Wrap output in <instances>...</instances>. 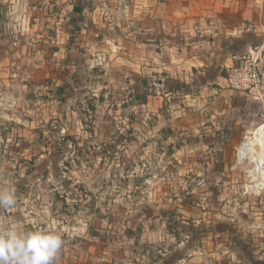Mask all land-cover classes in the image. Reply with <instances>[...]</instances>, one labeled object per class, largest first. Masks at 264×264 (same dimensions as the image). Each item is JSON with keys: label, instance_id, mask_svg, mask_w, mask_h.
<instances>
[{"label": "rangeland", "instance_id": "1", "mask_svg": "<svg viewBox=\"0 0 264 264\" xmlns=\"http://www.w3.org/2000/svg\"><path fill=\"white\" fill-rule=\"evenodd\" d=\"M110 4L94 0L79 27L63 30L70 43L63 61L59 54L47 65L45 48L37 47L29 64L38 89L3 95L21 96L25 110L1 108V133L34 135L37 148L17 156L31 141L12 140L1 152L0 187L14 189L16 204L0 208V226L59 233L53 264H264V163L258 176L256 164L239 154L264 116L226 120L236 123L229 137L205 122L193 133L213 136L204 147L191 142V128L173 133L172 111L142 108V84H157V49L149 57L141 43L125 41L142 39V15L124 1L115 12ZM27 63L14 66L17 85L28 84ZM64 85L51 98L50 89ZM30 103L36 121L25 108ZM203 111L210 122V108ZM261 136L264 158V130ZM260 152L254 147L253 157Z\"/></svg>", "mask_w": 264, "mask_h": 264}, {"label": "crops", "instance_id": "2", "mask_svg": "<svg viewBox=\"0 0 264 264\" xmlns=\"http://www.w3.org/2000/svg\"><path fill=\"white\" fill-rule=\"evenodd\" d=\"M93 1L0 0V95H2L0 126L3 124L1 108L25 110L21 107V96L18 99L4 101L3 95L12 97L17 91L19 94H26L32 87L38 89L37 85H34L37 72L29 64L37 47L45 48L47 65H51L55 56L59 54L62 61L64 55L68 58L69 36H64L63 30L68 31L73 25L79 27V18H84L86 10L92 6ZM109 1L111 12L117 11L124 1L127 10L133 12L135 8L142 15V22L137 25L141 26L143 31L142 39L137 41L133 35L125 39L126 44H131L132 47L141 43L147 48L149 57H152L151 49L153 47L157 49V53L154 52L158 56L156 66L151 70L154 76H158L157 84L155 83L157 86L154 83L148 86L142 84L140 90L142 108L148 111L153 109V112L159 113L172 111L176 119L171 124L173 133L191 128L190 132L193 135L194 132H200L199 128L206 124L205 122L216 128L218 131L216 133H219L220 128L224 129L236 124L234 122L225 124L226 120L264 116V80L257 91L250 93L234 92L228 88L226 82L227 71L236 63V57L249 50L259 53L261 65L264 67V0ZM151 19L155 21L154 26L151 24ZM129 24L130 28L134 27L133 22ZM43 29L45 36H39V31L43 32ZM151 30L154 34H151ZM33 37L40 38L41 43L45 45L36 43V40L33 42ZM31 44L35 45L33 49ZM17 61H28L26 81L29 87L28 84L22 86L16 84L17 70L14 66ZM42 64L44 66V63ZM46 70H48L47 66ZM65 73V77L68 78L69 72ZM3 77L4 80H1ZM170 84L184 88L180 89L179 93H175L174 89L169 88ZM151 86L157 87L153 89L155 95L149 93ZM61 87L59 86L55 92L50 89L51 98L54 93L57 96L64 93L59 92ZM157 94L160 96H156ZM157 98L159 101L150 103V99ZM200 100L204 102L200 104ZM30 105L32 103L25 108L27 107V111L31 113L29 118L33 117L36 121L38 114L36 111L32 112ZM43 108H48L47 98L45 104L41 106V109ZM204 108L206 111L210 108V122L203 118ZM184 135L181 134L179 137ZM34 137L31 134L3 135L0 127V158L1 152L6 153L9 148L6 142L12 140L20 142L29 139L30 144L17 149L16 154L30 155L31 151H36L37 148V145L32 143ZM211 137L207 139L201 134H196L193 135L191 142L195 146L204 147L206 142L208 145L213 139V136ZM174 138L178 143L179 139L188 141L187 138ZM169 140L172 141L171 144L174 143L172 138ZM171 144L168 146L169 149ZM14 145L20 144L14 143ZM19 167L24 166L19 165Z\"/></svg>", "mask_w": 264, "mask_h": 264}, {"label": "clouds", "instance_id": "3", "mask_svg": "<svg viewBox=\"0 0 264 264\" xmlns=\"http://www.w3.org/2000/svg\"><path fill=\"white\" fill-rule=\"evenodd\" d=\"M15 204L14 189L0 187V208ZM62 245V237L55 231L26 230L14 223L0 226V264H53Z\"/></svg>", "mask_w": 264, "mask_h": 264}, {"label": "built area", "instance_id": "4", "mask_svg": "<svg viewBox=\"0 0 264 264\" xmlns=\"http://www.w3.org/2000/svg\"><path fill=\"white\" fill-rule=\"evenodd\" d=\"M264 80V67L257 51L249 50L236 57V63L226 74L227 86L238 93L257 91Z\"/></svg>", "mask_w": 264, "mask_h": 264}, {"label": "bare ground", "instance_id": "5", "mask_svg": "<svg viewBox=\"0 0 264 264\" xmlns=\"http://www.w3.org/2000/svg\"><path fill=\"white\" fill-rule=\"evenodd\" d=\"M264 130V125L256 130L255 132V136L250 139L249 141H247L241 148L240 152V155H241V158H249L251 160V162L253 161L255 164H256V170H257V175L258 176H261V165L264 163V158H263V153H262V150H263V141H262V132ZM254 147H259L261 149V152L253 157L252 153H253V148ZM246 149V151H245ZM244 150V152L242 151Z\"/></svg>", "mask_w": 264, "mask_h": 264}, {"label": "trees", "instance_id": "6", "mask_svg": "<svg viewBox=\"0 0 264 264\" xmlns=\"http://www.w3.org/2000/svg\"><path fill=\"white\" fill-rule=\"evenodd\" d=\"M72 77H73V76H72ZM70 78H71V77H70ZM68 79H69V76H68ZM65 87H66L65 85L62 86V87L59 89V92L63 93V92L65 91ZM169 88H170V89H174V90H175V91H174L175 93H179V91H181L180 89H182V88H184V87H181V88H180L179 85H172V86H170ZM144 100H145V98H143V101H144ZM226 129H229V127L224 128L222 133L225 135V137H227V136L229 137V135L231 136V133L228 132V130H226ZM226 134H227V135H226ZM218 135H219V133H218ZM218 135H217L216 140H218V141L221 140V141H222V140H223V137H222V136H218ZM214 140H215V139L213 138V139L211 140V142L214 141Z\"/></svg>", "mask_w": 264, "mask_h": 264}, {"label": "water", "instance_id": "7", "mask_svg": "<svg viewBox=\"0 0 264 264\" xmlns=\"http://www.w3.org/2000/svg\"><path fill=\"white\" fill-rule=\"evenodd\" d=\"M242 151H244V150H242ZM245 151H246V149H245ZM239 154H240V151H239Z\"/></svg>", "mask_w": 264, "mask_h": 264}]
</instances>
